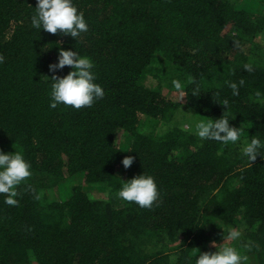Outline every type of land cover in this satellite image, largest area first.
I'll list each match as a JSON object with an SVG mask.
<instances>
[{
	"label": "trees",
	"instance_id": "1",
	"mask_svg": "<svg viewBox=\"0 0 264 264\" xmlns=\"http://www.w3.org/2000/svg\"><path fill=\"white\" fill-rule=\"evenodd\" d=\"M74 3L89 29L76 41L32 28L36 0H0V151L32 171L17 206L0 195V264H194L228 225L264 264V152L249 167L242 143L200 141L180 112L219 119L227 99L241 141L264 134V0ZM59 46L93 61L105 96L92 107H49ZM143 173L160 192L150 209L116 195Z\"/></svg>",
	"mask_w": 264,
	"mask_h": 264
},
{
	"label": "clouds",
	"instance_id": "2",
	"mask_svg": "<svg viewBox=\"0 0 264 264\" xmlns=\"http://www.w3.org/2000/svg\"><path fill=\"white\" fill-rule=\"evenodd\" d=\"M35 14L31 17V26L38 32L43 30L49 34L68 36L75 41L83 33L88 32V24L84 13L79 11L74 0H36ZM52 48V47H51ZM50 48V49H51ZM56 63L48 65V72L51 79L45 78V82L51 83L49 107L56 109L58 105L71 106L74 110L90 108L97 101L105 96L103 87L96 83L94 63L88 56H81L73 50H64L60 46ZM3 56H0V63H3ZM65 67L70 71L67 75L60 77L56 73L62 72ZM245 72H253L252 63L243 66ZM245 81L229 82L232 96L240 94V88ZM177 103L180 104L187 96L186 86L179 79L171 81ZM192 96H198V90L193 91ZM257 104H264V92L259 90L253 94ZM221 105V104H219ZM225 111L219 119L204 118L199 115L184 114L187 119L183 127L194 131L200 141H212L221 145H236L242 143L241 156L247 159L251 167L257 157L264 152V134L254 135L251 139L241 141L243 129L230 126L234 118L229 114V101L223 100L222 105ZM130 152V151H129ZM134 163L133 156H127L121 164L125 170ZM32 176L31 165L27 162L19 149L13 154H5L0 151V195L4 196V203L8 206H17L19 201L17 188ZM117 197L126 203H134L140 208L150 209L160 199V192L155 178L152 175L141 174L127 182H121V188L116 193ZM223 243L220 245L212 243L214 252H204L194 261V264H248V253L252 252L255 245L249 241L237 246L242 240L243 226L233 227L228 225L223 230ZM194 256H197L195 250Z\"/></svg>",
	"mask_w": 264,
	"mask_h": 264
}]
</instances>
